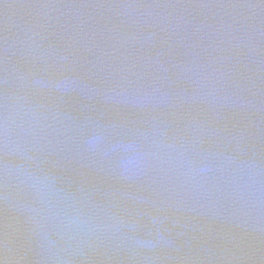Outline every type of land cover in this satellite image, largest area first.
<instances>
[{
    "label": "water",
    "instance_id": "water-1",
    "mask_svg": "<svg viewBox=\"0 0 264 264\" xmlns=\"http://www.w3.org/2000/svg\"><path fill=\"white\" fill-rule=\"evenodd\" d=\"M0 264H264V0H0Z\"/></svg>",
    "mask_w": 264,
    "mask_h": 264
},
{
    "label": "clouds",
    "instance_id": "clouds-1",
    "mask_svg": "<svg viewBox=\"0 0 264 264\" xmlns=\"http://www.w3.org/2000/svg\"><path fill=\"white\" fill-rule=\"evenodd\" d=\"M91 143V142H90Z\"/></svg>",
    "mask_w": 264,
    "mask_h": 264
}]
</instances>
